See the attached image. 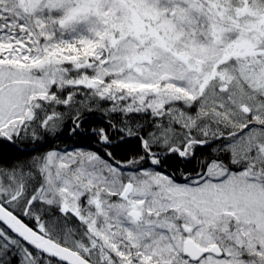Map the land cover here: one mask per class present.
<instances>
[{"label": "snow or ice", "instance_id": "obj_1", "mask_svg": "<svg viewBox=\"0 0 264 264\" xmlns=\"http://www.w3.org/2000/svg\"><path fill=\"white\" fill-rule=\"evenodd\" d=\"M0 264H264V0H0Z\"/></svg>", "mask_w": 264, "mask_h": 264}]
</instances>
